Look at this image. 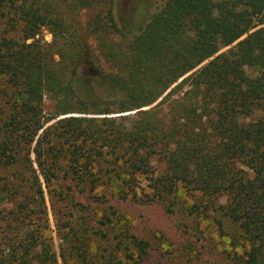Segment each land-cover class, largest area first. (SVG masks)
Instances as JSON below:
<instances>
[{"label": "trees", "instance_id": "16d2710c", "mask_svg": "<svg viewBox=\"0 0 264 264\" xmlns=\"http://www.w3.org/2000/svg\"><path fill=\"white\" fill-rule=\"evenodd\" d=\"M4 5L23 22L25 40L42 27L54 37L50 51L36 41H0V71L18 88L9 125L22 142L35 140L36 160L42 140L50 137L67 146L68 172L84 187L91 185L90 192L103 172L117 173L122 198L131 194L126 186L133 189L129 181L135 174L149 182L147 201H163L180 185L198 192L206 208L224 196L226 203L218 208L249 242L243 264H264V0H165L131 39L115 21V0H0ZM80 11L90 12L85 34L71 20ZM86 36L96 40L95 48ZM99 57L109 66L104 81L115 92L104 106L103 99L85 97L78 85L82 66L102 72ZM45 94L55 104L43 120ZM153 104L126 123L65 116L109 114V105L123 113ZM256 111L261 115L249 119ZM7 149L1 146V159ZM106 156L110 170L103 171L100 160ZM152 157L164 164L161 175L153 174ZM51 160L46 168L38 163L46 182L54 176ZM121 173L129 174L128 181ZM134 243L145 254L147 244Z\"/></svg>", "mask_w": 264, "mask_h": 264}, {"label": "rangeland", "instance_id": "374dc122", "mask_svg": "<svg viewBox=\"0 0 264 264\" xmlns=\"http://www.w3.org/2000/svg\"><path fill=\"white\" fill-rule=\"evenodd\" d=\"M164 2L115 0L114 18L126 39L137 34ZM89 16V11L71 16L79 33H84ZM22 27L23 22L9 6L0 7V41L11 39L17 45L36 41L50 51L54 37L49 28L42 27L33 39L25 40ZM86 41L95 48L96 40L86 36ZM52 52L57 59L53 49ZM98 61L102 72L89 65L82 66L78 70V85L85 97L103 99L100 102L104 106L115 92L104 81L109 66L100 57ZM247 73L252 74L250 70ZM17 92L8 74L0 71V148L4 144L9 147L5 151L6 160L0 158V264H243L250 249L249 242L238 224L218 208L226 203L224 196L219 197L214 206L206 208L198 192L187 191L180 185L163 201H147L149 182L145 175L135 174L129 181L133 189L129 191L126 186L131 194L122 198L119 191L123 187L117 173L103 172L98 173L99 180L90 192L91 185L84 187L68 172L66 145L54 144L50 137L44 138L39 148L40 159L36 160L35 140L26 144L20 140L19 132L12 131L9 119L14 114ZM54 104L49 95L42 97L43 120L53 113ZM153 106L116 113V107L109 105V114L65 116L126 123ZM161 109L167 110L166 107ZM260 115L261 112L256 111L249 119ZM54 123L55 120L47 121L35 139L44 129L50 130L48 127ZM51 159L54 163L49 171H53L54 176L46 182L38 163L46 168L52 163ZM100 161L103 171L110 170L108 156ZM150 165L155 176L163 173L164 164L156 157L150 159ZM129 177L121 173V178ZM195 207L197 212H191ZM134 240L147 244L145 254L140 255Z\"/></svg>", "mask_w": 264, "mask_h": 264}]
</instances>
